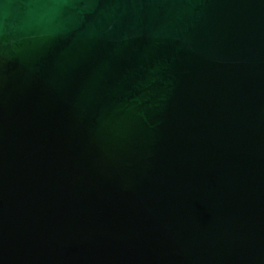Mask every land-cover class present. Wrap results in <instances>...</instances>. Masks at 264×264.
<instances>
[{
    "label": "water",
    "instance_id": "water-1",
    "mask_svg": "<svg viewBox=\"0 0 264 264\" xmlns=\"http://www.w3.org/2000/svg\"><path fill=\"white\" fill-rule=\"evenodd\" d=\"M0 264H264V0H0Z\"/></svg>",
    "mask_w": 264,
    "mask_h": 264
}]
</instances>
